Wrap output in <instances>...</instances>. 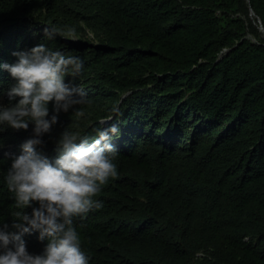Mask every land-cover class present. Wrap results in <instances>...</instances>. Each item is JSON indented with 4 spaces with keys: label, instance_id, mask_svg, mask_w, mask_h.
Listing matches in <instances>:
<instances>
[{
    "label": "trees",
    "instance_id": "trees-1",
    "mask_svg": "<svg viewBox=\"0 0 264 264\" xmlns=\"http://www.w3.org/2000/svg\"><path fill=\"white\" fill-rule=\"evenodd\" d=\"M259 18L264 0H0V64L44 42L46 24L64 34L45 43L84 60L66 80L86 101L38 147L54 158L65 127L119 123V175L76 220L90 264H264ZM13 82L0 67V102ZM32 130L0 129V223L16 208L4 173ZM25 238L32 252L47 242Z\"/></svg>",
    "mask_w": 264,
    "mask_h": 264
},
{
    "label": "clouds",
    "instance_id": "clouds-1",
    "mask_svg": "<svg viewBox=\"0 0 264 264\" xmlns=\"http://www.w3.org/2000/svg\"><path fill=\"white\" fill-rule=\"evenodd\" d=\"M44 34V42L14 50L18 58L0 64L14 77L6 90L9 102H0V129L33 125V134L23 140L19 154H12L4 173L16 208L11 223H0V264H90L76 220L103 205L97 194L119 175V149L113 140L120 127L101 121L105 126L97 127L95 135L65 127L54 138V158L38 147L47 143L45 134L59 122L61 111L86 101L82 85L66 80L83 71V58L45 43L63 35V27L46 24ZM37 231L47 242L42 251L32 252L25 236Z\"/></svg>",
    "mask_w": 264,
    "mask_h": 264
},
{
    "label": "water",
    "instance_id": "water-1",
    "mask_svg": "<svg viewBox=\"0 0 264 264\" xmlns=\"http://www.w3.org/2000/svg\"><path fill=\"white\" fill-rule=\"evenodd\" d=\"M252 11H253V13H254L253 8H252ZM259 22H260V27H261V29L264 31V25H263V23H262L261 18H259Z\"/></svg>",
    "mask_w": 264,
    "mask_h": 264
}]
</instances>
